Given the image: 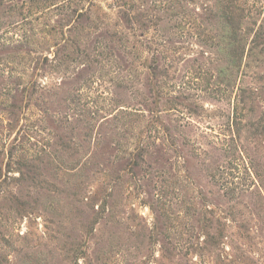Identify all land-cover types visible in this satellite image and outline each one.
Listing matches in <instances>:
<instances>
[{"label": "rangeland", "instance_id": "1", "mask_svg": "<svg viewBox=\"0 0 264 264\" xmlns=\"http://www.w3.org/2000/svg\"><path fill=\"white\" fill-rule=\"evenodd\" d=\"M164 1L0 0V264H264L258 199L224 191L209 161L184 146L195 135L220 139L231 116L202 83L212 67L196 27L207 25L212 0H180L172 16ZM240 1L264 28V0ZM161 45L177 49L158 63L170 96L182 97L175 111L158 106L154 132L142 120L151 101L145 47ZM248 86L258 90L247 104L258 119L264 84ZM165 126L172 145L151 146L143 167L121 171L138 141L161 144ZM253 133L247 155L264 168V138ZM236 163L248 186V158ZM210 208L230 228L219 250L196 249Z\"/></svg>", "mask_w": 264, "mask_h": 264}, {"label": "trees", "instance_id": "2", "mask_svg": "<svg viewBox=\"0 0 264 264\" xmlns=\"http://www.w3.org/2000/svg\"><path fill=\"white\" fill-rule=\"evenodd\" d=\"M179 1H164V7L167 6L164 8L167 11V16H172L174 12L177 15L182 14V11H175L180 9ZM206 10L204 12L208 23L203 28L197 26L196 30L197 36H202L204 39L203 46H201L204 51L200 54L206 56L204 59L211 65L212 69L209 72L207 70L203 72L206 75L202 78V83L212 98L218 102H226L231 107V116L227 118L225 129L222 131L225 133L220 134L222 136L220 139L216 138V141L211 140L209 143L203 144L198 141L195 135L186 139L184 146L191 149L195 156L209 161L208 172L224 191L240 197H248L249 195L251 198L254 195L258 200L254 203L251 202V206L254 212L260 215V217L258 216L259 220L264 225V198L261 195V192L264 191V168L247 155L249 150L246 144L247 138H245L246 130H253V135L264 138V110L258 119H254L252 117L255 112L254 104L247 108V104L253 103L254 98H259L256 94L258 90L248 86L249 79L264 84V28L259 26L255 29V16L251 11H245L240 0H212V6ZM145 48L152 54L148 67L149 99L151 101L148 104V115L142 116V120L146 123V128L157 132V128L163 122L162 113L161 110H158V106L167 107L165 111H175V108L171 106L182 97V95L170 96L175 87L168 83L165 66L161 67L158 63L159 56L165 58L168 52H174L177 49H170L162 45L155 48L148 46ZM177 88V92L182 94L183 89ZM194 128L200 130L198 126H194ZM172 131L181 134L184 129L181 125H174ZM169 132L170 129L165 126L164 139H157L161 142L159 146L154 143H147L149 137L142 139L143 143L138 141V145L127 153V162L124 163V168L121 171L128 170L132 173L136 168L143 167L147 163V158H151L153 155L150 150L151 146L162 151L166 148L164 142L172 145L171 142L174 141V137ZM243 157L248 158V169L254 179L245 187L239 182V172L236 171V161L243 159ZM123 158L124 156L118 160ZM220 158L224 159L225 162L228 161V163H221ZM116 180L121 181V177H116ZM253 187L258 190H254ZM207 213L210 218L205 225L207 229L205 239L200 245L201 247L196 245V249L219 250L223 244L222 240L226 238L224 234L230 225L227 222H222V217H217L218 215L213 209L210 208ZM261 215L263 216L261 217ZM177 245L181 249L188 250L190 248H188L189 244L181 245L178 243ZM243 264L256 263L252 259H245Z\"/></svg>", "mask_w": 264, "mask_h": 264}]
</instances>
